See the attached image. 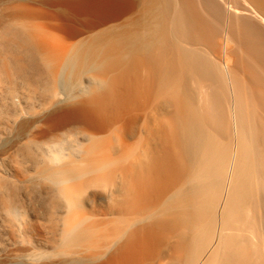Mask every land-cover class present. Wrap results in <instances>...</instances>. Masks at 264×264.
I'll return each mask as SVG.
<instances>
[{"label": "bare ground", "instance_id": "bare-ground-1", "mask_svg": "<svg viewBox=\"0 0 264 264\" xmlns=\"http://www.w3.org/2000/svg\"><path fill=\"white\" fill-rule=\"evenodd\" d=\"M243 1L0 0V264H264Z\"/></svg>", "mask_w": 264, "mask_h": 264}, {"label": "rangeland", "instance_id": "rangeland-1", "mask_svg": "<svg viewBox=\"0 0 264 264\" xmlns=\"http://www.w3.org/2000/svg\"><path fill=\"white\" fill-rule=\"evenodd\" d=\"M219 7H221V8H224L225 10H226V12H227V16H226V19H223L224 20V23L226 22V24H223V26L224 25H226L227 26V22L228 23H232L233 25H235L234 26V28H232V29H237V27H239L240 26V24H241V26L239 27V28H241L242 26H243V24L245 25L246 23V26L248 25L249 27L250 26H252V27H248L249 29L247 30V27L245 26V28H243V29H245V30H247V31H251V28H254V26L253 25H255V28H256V26H257V28H259V30L261 31V27L262 26H260L261 25V23L260 22H256L255 20H254V18H252V17H250V16H246L247 17V19H246V17H244L243 18V15H239V16H237V15H234V13H233V11L231 12V10H228V8L229 9H231V7L232 8H234V7H239L240 9H242V8H244L245 7V2L243 1V0H224L225 1V4L224 5H222V4H220L219 3V0H213ZM199 2H200V0H199ZM255 5V4H254ZM202 8V10L205 12V10H204V8L203 7H201ZM225 17V16H224ZM237 17L239 18V19H237ZM240 17H242V18H240ZM228 18V19H227ZM248 18H249V20H248ZM229 19H231V22H230V20ZM225 20H227V21H225ZM243 20V21H242ZM245 21H247V22H245ZM236 22H237V25H236ZM238 22H239V24H238ZM241 22V23H240ZM243 23V24H242ZM252 23H254V24H252ZM252 24V25H251ZM228 25H230V24H228ZM239 25V26H238ZM225 26V27H226ZM230 28L231 27H233L232 25H230L229 26ZM255 28L254 29H252L253 31L252 32H254V34L253 33H251L250 31V34L252 35H258V34H260V31H258V29H256L258 32H256V30H255ZM247 31H245L246 33H247ZM255 33H257V34H255ZM248 34V33H247ZM259 36L260 35H258V38H257V36L255 37L256 39H259ZM254 37V36H253ZM245 57V56H244ZM244 59H246V57L244 58ZM246 61H248V58H247V60ZM247 67H248V65H247ZM247 67H245L247 70H248V68ZM250 67V66H249ZM258 67V66H257ZM256 67V68H257ZM254 68H255V66H254ZM247 70H246V72H247ZM249 73V72H248ZM253 91H254V89H253ZM253 105H254V103H252ZM252 105V106H253ZM257 112V111H256ZM257 113H259V111L257 112ZM260 114V113H259ZM258 114V115H259ZM260 116V115H259Z\"/></svg>", "mask_w": 264, "mask_h": 264}]
</instances>
